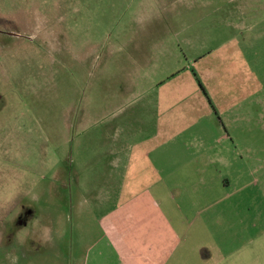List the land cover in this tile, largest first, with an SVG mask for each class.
Returning <instances> with one entry per match:
<instances>
[{"label": "rangeland", "instance_id": "374dc122", "mask_svg": "<svg viewBox=\"0 0 264 264\" xmlns=\"http://www.w3.org/2000/svg\"><path fill=\"white\" fill-rule=\"evenodd\" d=\"M143 198L167 264H264V0H0V264Z\"/></svg>", "mask_w": 264, "mask_h": 264}, {"label": "crops", "instance_id": "0c3cea01", "mask_svg": "<svg viewBox=\"0 0 264 264\" xmlns=\"http://www.w3.org/2000/svg\"><path fill=\"white\" fill-rule=\"evenodd\" d=\"M115 154L114 164L118 166L120 154ZM82 202L80 199L76 203L77 245L73 246L74 255L68 257L66 264H167L172 258L174 241L171 245L168 242L174 235L162 224L160 214L148 198L122 203L117 211L102 217L98 232L87 227L88 219L81 223ZM150 214L155 231L149 229Z\"/></svg>", "mask_w": 264, "mask_h": 264}]
</instances>
